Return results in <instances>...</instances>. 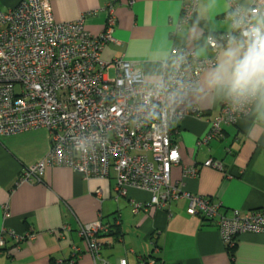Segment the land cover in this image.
<instances>
[{"label":"crops","instance_id":"0c3cea01","mask_svg":"<svg viewBox=\"0 0 264 264\" xmlns=\"http://www.w3.org/2000/svg\"><path fill=\"white\" fill-rule=\"evenodd\" d=\"M19 1L0 0V9ZM49 1L57 21H75L90 12L86 29L93 35L104 30L109 0ZM253 1L238 0L244 7ZM181 9L182 0H120L114 10L115 40L105 46L102 58L131 60L148 82L155 83L163 78L164 63L175 45L211 57L207 35L233 29L228 0H199L194 21L178 29ZM223 49L216 65L202 74L187 96L188 106L201 115L191 113L173 122L181 161L172 167L171 181H182L192 194L211 197L222 205L221 212L231 215L233 210L264 209V99L258 97L249 115L237 123L223 124L221 136L198 146L208 133L209 120L221 113L229 96L207 79ZM50 148L51 135L45 128L0 136V238L3 235L5 241L0 264H57L69 259L75 248L82 251L75 264H95L79 231L97 220L107 227L99 235L101 258L111 263L126 259L128 264H264V233H243L229 248L215 220L187 213L188 199L158 208L147 205L151 200L147 190L132 187L127 196H119L114 173L86 179L71 167L49 166L42 182H21L23 170ZM209 158L221 161L225 170L201 166L196 177H183L185 166L202 165ZM132 201L145 206L134 213ZM4 227L36 237L16 243L13 236L2 234Z\"/></svg>","mask_w":264,"mask_h":264},{"label":"built area","instance_id":"2783aa9c","mask_svg":"<svg viewBox=\"0 0 264 264\" xmlns=\"http://www.w3.org/2000/svg\"><path fill=\"white\" fill-rule=\"evenodd\" d=\"M119 1L109 0L105 28L99 35L86 29L90 12L75 21H57L49 0H20L14 7L0 9V136L40 128L51 135L49 152L25 168L20 181L42 182L49 166L71 167L86 179L108 178L114 173L119 196H127L132 187L147 190L151 193L147 205L158 208L188 199L187 213L215 220L229 248L243 233H264V209L233 210L227 215L211 197L192 194L182 181H171L172 167L181 161L173 122L191 113L201 115L186 103L189 92L216 65L219 51L231 38H239L249 25L264 18V0H254L249 7L228 0L233 29L207 35L214 54L202 58L195 50L175 45L164 63L163 78L155 83L148 82L131 60L102 58L105 46L115 40L114 10ZM198 6L199 0H182L178 29L194 21ZM257 98L229 95L221 113L209 120L208 133L198 140V146L221 136L223 124H235L248 116ZM201 166L225 170L221 161L209 158L202 165L185 166L183 177H196ZM132 202L134 213L145 206ZM4 210L7 215L9 205ZM106 228L102 220L80 227L95 264H128L126 259L111 263L101 258L99 235ZM5 233L16 243L36 237L4 227ZM4 244L2 235L0 246ZM81 253L75 248L69 259L57 263L75 264Z\"/></svg>","mask_w":264,"mask_h":264},{"label":"clouds","instance_id":"9594fccd","mask_svg":"<svg viewBox=\"0 0 264 264\" xmlns=\"http://www.w3.org/2000/svg\"><path fill=\"white\" fill-rule=\"evenodd\" d=\"M207 79L209 85L236 98L264 99V18L249 25L239 38L229 40Z\"/></svg>","mask_w":264,"mask_h":264},{"label":"trees","instance_id":"16d2710c","mask_svg":"<svg viewBox=\"0 0 264 264\" xmlns=\"http://www.w3.org/2000/svg\"><path fill=\"white\" fill-rule=\"evenodd\" d=\"M58 264V263H57Z\"/></svg>","mask_w":264,"mask_h":264}]
</instances>
